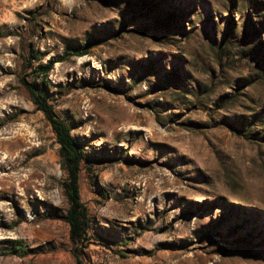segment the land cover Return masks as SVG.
Segmentation results:
<instances>
[{"label": "rangeland", "instance_id": "rangeland-1", "mask_svg": "<svg viewBox=\"0 0 264 264\" xmlns=\"http://www.w3.org/2000/svg\"><path fill=\"white\" fill-rule=\"evenodd\" d=\"M77 44L52 103L90 155V232L120 244L94 238L86 264H264V0H0V264H77L21 81ZM13 240L35 251L4 254Z\"/></svg>", "mask_w": 264, "mask_h": 264}, {"label": "trees", "instance_id": "trees-1", "mask_svg": "<svg viewBox=\"0 0 264 264\" xmlns=\"http://www.w3.org/2000/svg\"><path fill=\"white\" fill-rule=\"evenodd\" d=\"M92 48V44L71 45L65 50L62 56H53L46 63L34 65L32 62L28 61L26 69L29 73L27 77L21 80L22 84L29 92L31 101L36 109L41 112L48 121L56 139L61 165L66 175L63 182V189L68 201V208L64 215L54 217L63 219L69 225L72 250L77 259V264H86V261L91 258L88 249L93 243L94 238L110 242L111 247H113V245L120 246L119 242L111 236H94L90 232L92 219L88 207L82 200L81 190V173L83 171V165L84 163H89L90 155L86 149L87 145L82 144L80 139L72 134L73 128L65 119L57 114L54 104L52 103L54 99L49 75L55 65L68 61L73 57H84L89 55ZM32 53L33 59H39L37 51H33ZM236 129L241 135L249 137L247 130L242 127ZM91 167L92 165H90V168ZM34 251L33 249L24 248V244L21 240H13L10 241V247L3 253L7 255L16 254L24 257ZM124 253V251H116V254L119 256L125 257Z\"/></svg>", "mask_w": 264, "mask_h": 264}]
</instances>
